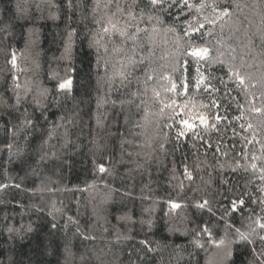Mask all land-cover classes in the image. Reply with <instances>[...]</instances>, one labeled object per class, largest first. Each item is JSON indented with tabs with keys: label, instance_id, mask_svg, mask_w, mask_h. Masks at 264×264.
<instances>
[{
	"label": "trees",
	"instance_id": "1",
	"mask_svg": "<svg viewBox=\"0 0 264 264\" xmlns=\"http://www.w3.org/2000/svg\"><path fill=\"white\" fill-rule=\"evenodd\" d=\"M262 225L264 0H0V264H264Z\"/></svg>",
	"mask_w": 264,
	"mask_h": 264
},
{
	"label": "snow or ice",
	"instance_id": "2",
	"mask_svg": "<svg viewBox=\"0 0 264 264\" xmlns=\"http://www.w3.org/2000/svg\"><path fill=\"white\" fill-rule=\"evenodd\" d=\"M157 2H158V0H152V4H153V5H155ZM113 27L115 28V25H113ZM105 31H107V29H105ZM121 34H123V33H121ZM203 51L206 53L207 50H203ZM196 54H200V53H196ZM241 82H243V81H241ZM70 84H71V81L69 80V81H67V82H65V83H61V84L59 85V87H60L61 89H66V88H68V87L70 86ZM185 87H186V85H185ZM172 89H173V90L176 89V85H175V84L172 85ZM173 103H174V102H173ZM200 119H201V123H205V122H206L203 116H201ZM183 123L185 124L186 128H188V129H191V128L193 127V125L190 124L187 120H184ZM183 134H184L183 131H181L180 133H178V135H183ZM100 171H101V172L105 171V169H104L103 166L100 167ZM207 203H208V202L205 201L204 204L199 205V207H204ZM240 203L242 204L243 201L241 200ZM173 207H177V205H173ZM262 227H264V225H262ZM206 230H207V229H205V231H206Z\"/></svg>",
	"mask_w": 264,
	"mask_h": 264
}]
</instances>
